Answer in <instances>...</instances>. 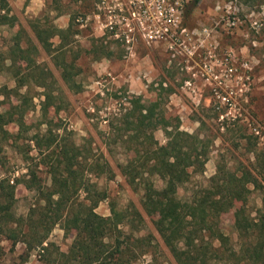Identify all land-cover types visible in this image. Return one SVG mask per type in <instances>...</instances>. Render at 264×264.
I'll return each instance as SVG.
<instances>
[{
    "label": "rangeland",
    "instance_id": "obj_1",
    "mask_svg": "<svg viewBox=\"0 0 264 264\" xmlns=\"http://www.w3.org/2000/svg\"><path fill=\"white\" fill-rule=\"evenodd\" d=\"M119 1L123 4L127 0ZM7 2L14 21L0 27V55L8 56L16 38L21 48H26L29 40L37 51L32 49L33 62L28 65L22 61L14 66L8 61L0 63V112L24 110L22 127L7 126L12 137L0 145L1 176L18 180L12 204L17 225L12 236L18 241L12 245L9 233L0 237V264H56L57 254L67 253L72 244L74 232L64 231L59 221L42 244L34 242L28 231V217L32 214V220L36 219L44 202L36 190L25 187L27 168L36 171L41 188L50 186L30 138L48 130L57 136L56 142L64 140L82 151L90 150L95 166L89 180L107 196L96 213L112 218L113 206L124 216V223L118 226L121 233L114 231L110 239L113 246L118 238L124 262L176 264L156 232L157 213L142 209L143 190L129 185L116 166L125 158L123 146L109 144L113 135L110 123L117 125L115 118L127 112L129 101L136 98L147 106L157 102L155 120L161 125L153 137L160 145L166 142L165 130L177 129L198 137L202 142L199 148L207 151L203 169L192 171L189 181L179 189L180 197L193 199L205 194L218 169L236 178L244 174V180L251 181L243 180L245 201L234 202L217 220L218 229L236 248L239 240L234 222L238 213L244 212L249 219L264 218V168L254 155H264V0H199L195 6L190 0L181 13H175L176 19L180 18L176 44L147 41L135 21L126 26L114 9L117 0ZM234 5L245 15L256 11L259 26L253 28L247 21L230 28L222 15ZM110 22L113 30L108 27ZM31 23L58 29L71 24L60 66L36 41ZM51 42L57 46L59 39ZM62 64L69 66L67 70H62ZM63 72L69 75L66 81ZM44 91L51 95L52 106L43 112ZM140 142L142 139L137 145ZM104 161L109 163L110 173L103 171ZM152 180L156 187L162 186L159 178ZM79 195L80 199L85 196ZM52 212H45L49 221L56 219Z\"/></svg>",
    "mask_w": 264,
    "mask_h": 264
},
{
    "label": "trees",
    "instance_id": "obj_2",
    "mask_svg": "<svg viewBox=\"0 0 264 264\" xmlns=\"http://www.w3.org/2000/svg\"><path fill=\"white\" fill-rule=\"evenodd\" d=\"M198 2L199 0H193V6ZM13 21L9 16L7 0H0V27L11 25ZM30 27L41 48L60 66L64 60L62 50L71 32V24L66 29L43 28L36 23H31ZM55 37L59 39L57 46L51 42ZM18 39H14L15 48L8 50L6 58L0 55V63L8 61L10 66H14L19 61L25 65L33 62L30 54L32 49L36 52L37 48H32L29 40L27 47L21 48ZM61 67L64 71L69 66L62 64ZM16 78L19 87V76ZM62 78L66 81L69 75L63 72ZM41 87H44L43 84ZM6 93L3 92V95ZM15 95L19 98L18 91ZM43 95L45 101L41 108L44 112L52 106L49 103L52 97L45 91ZM129 103V110L115 118L117 125L110 123L113 135L109 144L111 141L123 146L125 158L116 166L129 185L140 186L143 190L142 209L157 213L159 222L155 226L156 232L176 264H217L219 261L231 264H264V218L249 219L244 212L238 213L234 222L239 240L236 248L229 245L228 237L217 227V220L222 213L227 212L234 202L245 201L247 188L243 180L246 175L236 178L218 169L212 179L214 184L209 186L205 194L194 196L193 199H183L179 195V189L189 181L192 171L203 169L208 156L203 146L199 148L201 140L195 135L173 129L164 131L166 142L160 145L153 137L154 130L161 125L160 120H155L154 108L157 102L147 106L136 98ZM10 110L0 112V145L12 137L7 126L15 124L22 127L24 110ZM56 137L48 130L30 138L38 154L36 159L45 166L50 178L49 188L43 189L36 171L30 166L27 168L26 176L29 179L25 182V187L36 190L40 200L44 202L43 208L37 210L39 215L36 214V219L32 220V214L28 217L31 220L28 231L33 235L32 240L42 244L53 225L59 221L64 231L74 232V237L68 252L57 254L56 264H126L124 250L118 238L114 240L113 246L110 244L113 232L121 233L118 226L124 223V216L113 206L110 208L112 218H103L95 211L107 196L104 192L97 191L96 185L89 180L95 166L90 150L82 151L79 146L64 140L56 142ZM139 139L143 142L137 145ZM254 155L256 162H261V167L264 168V155ZM27 159L32 161L35 157L27 156ZM102 166L104 172H111L107 161ZM153 177L161 180L160 188L154 185ZM17 182L16 179L11 180L9 176L0 174V237L9 233L12 245L18 241L16 236H12L13 226L16 225L12 204ZM252 183L255 185L257 182ZM80 193L85 195L81 199ZM48 211H53L56 215L54 221H49L45 214ZM133 214L140 217L137 211ZM130 223L134 227L132 221ZM24 242L29 244L25 238Z\"/></svg>",
    "mask_w": 264,
    "mask_h": 264
},
{
    "label": "built area",
    "instance_id": "obj_3",
    "mask_svg": "<svg viewBox=\"0 0 264 264\" xmlns=\"http://www.w3.org/2000/svg\"><path fill=\"white\" fill-rule=\"evenodd\" d=\"M190 0H127L126 3L117 4L114 9L118 11V17L125 22L126 26H131L132 21L142 31L144 39L147 41H165L171 44H176L180 39L177 30L180 25V18L176 19L175 13H181L183 8L189 3ZM231 9V10H230ZM115 13V10H113ZM244 10L238 6H229L222 18H226L227 25L237 27L247 21L254 27L259 26V21L256 11H251L249 14H243ZM111 13V12H109ZM244 16V19H242ZM110 24V25H109ZM108 24L110 30H113L111 22ZM129 31H132L129 29ZM185 30H182L183 33ZM125 41L129 43L128 37ZM246 65V64H245ZM224 99V98H223ZM256 135L261 137L258 130L255 131Z\"/></svg>",
    "mask_w": 264,
    "mask_h": 264
}]
</instances>
